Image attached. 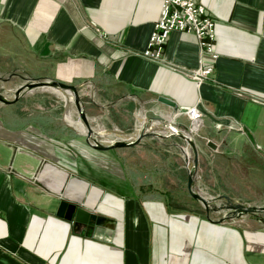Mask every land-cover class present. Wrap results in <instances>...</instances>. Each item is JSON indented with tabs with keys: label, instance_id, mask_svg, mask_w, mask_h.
Masks as SVG:
<instances>
[{
	"label": "crops",
	"instance_id": "1",
	"mask_svg": "<svg viewBox=\"0 0 264 264\" xmlns=\"http://www.w3.org/2000/svg\"><path fill=\"white\" fill-rule=\"evenodd\" d=\"M163 1L0 0V57L35 66L37 79L79 86L102 137L105 129L134 136L141 112L187 128L193 118L200 166L223 148L228 160L242 149L264 186V0H200L216 23L218 59L173 32L164 50L171 67L141 56ZM202 65L213 66L214 82L192 78ZM62 115L36 96L0 106V264H264V226L215 224L187 209L182 140L148 137L100 152ZM149 130L166 132L157 122ZM62 201L106 221L75 232L57 217Z\"/></svg>",
	"mask_w": 264,
	"mask_h": 264
},
{
	"label": "water",
	"instance_id": "2",
	"mask_svg": "<svg viewBox=\"0 0 264 264\" xmlns=\"http://www.w3.org/2000/svg\"><path fill=\"white\" fill-rule=\"evenodd\" d=\"M0 80L4 82L9 81V79L3 77H0ZM37 89H53L63 96L70 98V102L75 105L81 122L85 127L83 134L86 137L87 144L94 150L108 152L131 149L140 145L148 137H157L161 139L179 138L187 147L189 153L188 193L193 200L205 210L207 218L215 224H221L226 220H237L249 217L264 225V207H256L238 202L227 196H217L209 199L200 193L198 190L200 152L192 128L190 129L176 122H169L162 118L153 117L147 119L134 136H120L118 140L112 142L101 141V136L93 130L91 118H89L85 111L79 93L80 87L50 79H29L26 84L15 91L11 98H7L0 94V106L14 105ZM158 101L171 107L176 112L179 111L178 105L167 98L160 97ZM154 122L161 124L166 131L165 134H156L153 130H149ZM208 146L213 150H217V146L211 141L208 142ZM225 210L228 211L226 214L219 216V220H214L217 213H221ZM57 217L73 223L75 232L81 231L82 228L92 230L95 226L101 225L106 221V218L97 216L96 214L66 201L60 203Z\"/></svg>",
	"mask_w": 264,
	"mask_h": 264
},
{
	"label": "rangeland",
	"instance_id": "3",
	"mask_svg": "<svg viewBox=\"0 0 264 264\" xmlns=\"http://www.w3.org/2000/svg\"><path fill=\"white\" fill-rule=\"evenodd\" d=\"M36 74V68L33 65L18 63L14 62V59L0 57V77L9 79V81L7 82L0 80V94L7 98H11L14 95L15 91L26 84L29 79H37ZM27 96H36L38 101L41 100L42 102L45 100L47 102H50L51 105L57 110V112L63 114L62 118L68 124H71L77 129L81 130L79 128V122L82 123L81 119L78 115L75 105L70 102L69 97H65L61 93L53 89H37ZM140 115L145 116V119L147 117L143 112H141ZM182 118H184V116L181 117V119ZM69 119L72 120L73 124ZM92 127L96 133L99 131V128L93 126V124ZM191 128L192 127H190V129ZM102 130L104 131V128L100 129V131ZM105 131L107 132H105V135L103 137L101 136L100 139L101 141L105 142L115 141L118 140L120 136H129L133 134V130L128 132H118L116 130L108 131L105 129ZM136 133H134V135ZM206 145L208 148H210L208 146V143ZM214 151L217 152L218 147L217 150ZM236 152V154H231V156L234 158L232 160L227 159L224 148L223 155H221V157H219L217 160L213 161L210 159H204L202 165H199L198 190L203 196L209 199L215 198L217 196H227L238 202L256 207H264V186L258 184L259 178L256 174H254L256 173V166L249 167V162L244 161L240 157H238L237 154L243 153L244 150L238 149L236 150ZM135 154L137 155V153ZM188 159L187 164L185 165L187 171L189 165ZM172 163L175 164L174 161H172ZM178 163L181 165V160L180 162L178 161ZM187 182L185 186L186 195L184 199L187 205V209L198 211L202 215H206V212L201 207V205H199L189 195L187 190ZM227 212L228 211L226 210L222 211V213ZM239 222L241 225L249 227L251 229H257L264 226L261 222L252 220L249 217L241 218L239 219Z\"/></svg>",
	"mask_w": 264,
	"mask_h": 264
},
{
	"label": "built area",
	"instance_id": "4",
	"mask_svg": "<svg viewBox=\"0 0 264 264\" xmlns=\"http://www.w3.org/2000/svg\"><path fill=\"white\" fill-rule=\"evenodd\" d=\"M173 32L193 36L204 56H209L212 60L218 59L215 53L216 23L200 0H164L160 20L155 25L148 47L141 56L155 63L171 67L164 59V50ZM213 73V66L202 65L191 76L198 85H201L214 82L212 80ZM187 114L191 118V115L197 117L202 128V116L196 108L190 109ZM193 127L194 119L192 118V129Z\"/></svg>",
	"mask_w": 264,
	"mask_h": 264
},
{
	"label": "bare ground",
	"instance_id": "5",
	"mask_svg": "<svg viewBox=\"0 0 264 264\" xmlns=\"http://www.w3.org/2000/svg\"><path fill=\"white\" fill-rule=\"evenodd\" d=\"M69 100H70V98H69ZM140 118H141V124L143 125V124L146 122V119H145L144 116H141ZM72 124H73V123H72ZM76 125H77V124H76ZM76 125H75V126H76ZM79 126H80V127H79ZM79 126H78V127H79L82 131L79 130V129H78V130L81 131V132H84V131H85V127L83 126V124L79 122ZM75 128H76V127H75ZM111 142H112V141H111ZM222 215H223V214H222Z\"/></svg>",
	"mask_w": 264,
	"mask_h": 264
}]
</instances>
